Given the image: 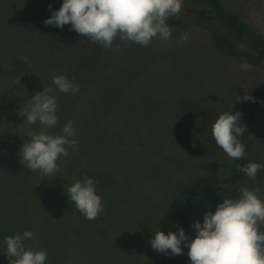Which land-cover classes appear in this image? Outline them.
<instances>
[{"label":"rangeland","instance_id":"rangeland-1","mask_svg":"<svg viewBox=\"0 0 264 264\" xmlns=\"http://www.w3.org/2000/svg\"><path fill=\"white\" fill-rule=\"evenodd\" d=\"M222 1L264 35V0ZM61 3L62 0H0V63L8 60L0 66V110L6 112L1 115L5 126L0 124V208L5 206L3 198L18 195L16 178L22 180L23 177L28 182L40 179L42 185L44 181L38 171L32 174L29 169L31 176L28 177V168L21 165L19 149L26 140L22 135L35 130L32 126L36 124L27 125L24 117L17 113L10 121L7 119L12 116L8 114L11 108L18 107L12 98L30 101L35 92L47 87L51 89L50 95L59 98L64 95L69 102L72 98L77 100V121L86 127L80 126L81 132L74 131L73 137L81 148L89 143L84 139L87 126L94 128L89 117H104L102 108L115 111L128 129L123 137L126 146L111 144L109 150L98 139L93 145L92 160L96 161L93 165L97 169L109 168L117 175L115 180L110 176L114 183L123 182L126 174V184L118 191L111 185L107 187L108 193L96 189L99 196L103 193L105 197L102 200L104 211L100 214L104 216L97 219L110 220L109 226L117 234L121 232V238H80L74 224L65 222L64 228L72 239L70 243L83 247L81 250L87 257L84 264H155L163 254L152 249L150 239L158 230L165 234L171 231L169 205L172 199L200 176L226 175L232 164V159L216 145L211 135V126L219 115L203 116L200 109L218 105L240 109L247 100L237 99L245 94L251 96L254 86L264 80V59L252 63L221 53L213 44L212 25L188 18L172 31L168 41L154 39L148 46L130 43L126 45V54L111 48L108 52L111 55L99 53L95 62L93 54L90 55L87 60L96 71L90 73L79 65L78 80L86 78V82L79 83V92L59 93L53 77L58 74L71 77L74 67L69 49L72 46L82 49L88 41L87 37L70 30V25L45 26L44 20L52 10L59 9ZM183 32H188L189 38L178 43ZM114 42L121 43L118 38ZM75 58L84 61L76 53ZM6 94L15 96L10 99ZM251 139L253 154L264 166V99L253 120ZM62 157L63 165L60 159L57 161V181L68 183L73 175L66 173L71 167L76 169L73 163H77V158L66 168L71 156ZM258 189L257 195L264 201V181ZM32 191L35 192L34 188ZM29 194L32 203V192ZM209 204L197 205L193 223L203 222ZM84 220V224L90 222L85 216ZM7 230L6 224L0 222V239H5ZM260 231L264 232V225L260 226ZM195 234L193 227L192 238ZM45 243L50 244L48 240ZM187 252L186 246L184 264H190ZM69 260V264H83L72 262L70 255ZM0 264H7L1 246Z\"/></svg>","mask_w":264,"mask_h":264},{"label":"clouds","instance_id":"clouds-1","mask_svg":"<svg viewBox=\"0 0 264 264\" xmlns=\"http://www.w3.org/2000/svg\"><path fill=\"white\" fill-rule=\"evenodd\" d=\"M183 0H62L57 10L44 20L45 26L55 25L63 28L70 25L75 31L91 42L111 49L117 38L125 45L130 43L148 46L154 39L168 41L171 29L166 21L179 16ZM51 9V6L49 5ZM188 32H183L178 43L188 40ZM53 84L59 93L76 94L78 83L63 74L53 77ZM50 88L35 92L30 101L22 104L17 115L24 117L27 125L37 124L38 130L28 132L30 139L21 145L20 162L23 167L38 171L43 176H55L59 170L57 161L68 155V149L76 146L72 123L61 128L60 134H49L44 128H53L58 123L57 97L50 95ZM252 100L245 94L237 100ZM241 113L224 112L211 126V135L216 145L232 160L245 156L244 144L238 139L245 129L239 125ZM250 179L254 180L264 166L249 161L236 165ZM96 181L88 176L76 180L67 188L68 200L89 221L95 220L103 211L101 197L96 192ZM247 186L238 189V197H224L215 211H205L203 222L195 221L194 238H190L183 228L168 231L158 230L150 239L153 250L172 256L182 254L181 244L187 246L190 264H264V201ZM33 233L25 230L4 239L3 252L7 264H45L47 253L33 251L25 247L26 238Z\"/></svg>","mask_w":264,"mask_h":264},{"label":"trees","instance_id":"trees-1","mask_svg":"<svg viewBox=\"0 0 264 264\" xmlns=\"http://www.w3.org/2000/svg\"><path fill=\"white\" fill-rule=\"evenodd\" d=\"M183 3L184 6L179 16H172L166 21L171 29V33H173L172 31L175 28L182 26L188 18H193L199 22L212 25L211 37L213 44L221 53L234 58H243L252 63L264 59V35L249 21L242 18L239 13L228 9L222 0H183ZM83 47L80 49V47L72 46L69 49L73 55L72 58L70 57V62L71 66L74 67V71L72 72L71 77H67H70L78 84L80 82H86V78L83 77L82 81L78 80L80 77L77 73L78 69H80L78 68L79 65H81L80 67L83 66L85 70L90 71V73H93L94 70L96 71L94 66L91 67V65H89L90 60H87L90 55L93 54V62L97 60L99 53L106 52L105 54H107V56L111 55L108 54L111 50L108 49L103 51L99 45L90 40H88ZM112 48L114 51L122 50V52L126 54V45L122 42H114ZM75 53L78 57L82 56V60L84 61L80 62L75 58ZM7 62L8 60L0 63V66L7 64ZM85 86H88V84L86 83ZM87 90L88 88L86 91ZM14 96H8V94H6V97H9L10 99ZM251 96L254 97V101L247 100L242 104L240 109H234L223 105H218L214 108L200 109V113L203 116H209L213 113L220 115L224 112L232 111H238L241 113L239 125L244 128L245 131L243 136L238 137V139L244 144L245 156L241 160H232L230 170L226 175L221 177L214 175L200 176L194 181V183L184 187L182 191L172 199L169 205V218L172 221L171 231L175 232L177 231V227H180L183 228L190 238H192V225L197 205L204 202H210L211 204H209L207 211L214 212L216 206L219 203H222L224 197L233 199L237 198L239 195V187L247 186L250 190H255L262 186L264 181V170L258 171L256 178L252 180L240 172L236 166L237 164H247L249 161L258 163V160L253 154L251 131L256 111L264 99V80L254 86ZM116 99H118V97L114 99L115 102L118 101ZM11 100L15 102L18 107L11 108L8 114L12 116L7 117L9 121V118L16 116V113L18 112L17 109L22 104L26 105L29 102L21 101L18 98L16 100L12 98ZM57 102L58 108L56 114L58 116V123L53 128H44V131L49 134H60L62 126L70 121L74 131L80 133L81 131L79 127L82 126L84 128L86 126L79 124L77 121V117L79 116L77 113L79 110L78 101L72 98L69 102L63 95L62 98L57 97ZM14 112L15 114L13 115ZM102 112V116L104 117H89L90 124H92L94 128H89L87 126L86 138H84L89 142L87 147L81 148V146L76 143L74 148L68 149V154L71 157L67 160L68 163L66 168L70 167V162H72L75 157L77 158V163H73L76 169L74 170V168L71 167L66 173L73 175L72 181L68 183H61V181L59 183L57 181L59 173H56L55 177L52 176V178L42 175L40 178L42 181L44 180L43 185L41 184L40 179L36 180V182H28L26 178L22 177V180L16 178L15 182L19 184L18 195L11 196V199L3 198L2 202L5 206L0 208V210L4 211H0V222L6 224L8 227L6 237L17 232L22 234L25 230L31 231L33 235L31 238L25 239V247L33 251L44 250L47 253L45 264H69L68 262H71L69 260V255L73 258L72 262L74 263L76 261L84 264L87 261L85 253L81 250L83 247L70 243L72 239L66 233V229L64 228L65 222L74 224L77 227V237L80 238L87 237L90 239L99 238L105 240L109 238H121V232H118L117 234L116 231L112 230L111 226H109V222H111L110 220L104 218L99 220L96 218L95 220L84 224V216L77 213L78 211L71 201L68 200L66 194L67 188L73 182L82 179L84 176L93 178L97 182L95 188L107 193V187L110 185L113 188L115 187V190L118 191V188L126 184V174L122 177L123 182L118 181L117 183H114V181L110 180V176L115 180L117 177L116 174H112L109 168H106L105 171H101L93 165L96 162L92 160V155H94L93 145H96L98 139H100V142L102 141V143H105L103 144L104 147L109 150L112 149L110 148L111 144H123L126 146V138L123 137L128 134V129L124 125L123 119L115 111H107L102 108ZM5 113V110H0V124L4 126L5 124L2 123L4 118L2 119L1 115H4ZM99 119H101V121L96 122ZM32 128L38 130V123L33 125ZM22 137L26 139L25 142L30 139L28 135H22ZM71 139H74V137ZM121 155L122 154H120V156ZM120 156L118 157H124ZM85 157H88L87 160ZM59 159L63 165L64 158L61 156ZM120 160L122 161L123 159ZM80 163L81 165H79ZM79 168H81V170ZM20 171L25 172L24 169H21ZM31 172L33 174L34 171L31 170ZM19 176L20 172L18 174V177ZM27 176H31L29 169ZM98 176L100 179H98ZM15 185L16 183L14 186ZM33 188L35 190L34 193L32 191ZM31 192L33 197L32 203L29 194ZM100 197L102 200H105L103 193H100ZM104 204H106V202H104ZM1 205L2 204L0 203V206ZM14 215L17 216V220ZM102 216L104 215H99L98 217ZM42 219L43 221H41ZM38 235L40 238L37 237ZM45 240H48L50 244L46 245ZM3 242L4 240L0 239V246L2 249L4 247ZM181 247L182 254L175 256H172L171 254H163L155 264H184L185 256L183 251L186 245L182 243Z\"/></svg>","mask_w":264,"mask_h":264}]
</instances>
